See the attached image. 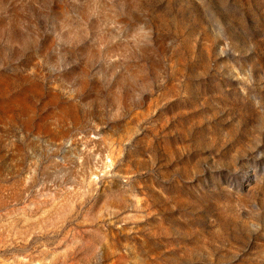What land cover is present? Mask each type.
<instances>
[{
	"label": "rangeland",
	"instance_id": "374dc122",
	"mask_svg": "<svg viewBox=\"0 0 264 264\" xmlns=\"http://www.w3.org/2000/svg\"><path fill=\"white\" fill-rule=\"evenodd\" d=\"M0 264H264V0H0Z\"/></svg>",
	"mask_w": 264,
	"mask_h": 264
}]
</instances>
